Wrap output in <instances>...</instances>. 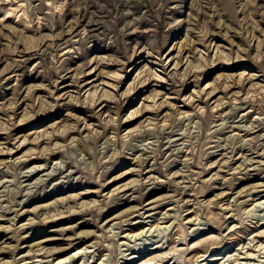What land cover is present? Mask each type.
<instances>
[{
    "label": "rangeland",
    "instance_id": "1",
    "mask_svg": "<svg viewBox=\"0 0 264 264\" xmlns=\"http://www.w3.org/2000/svg\"><path fill=\"white\" fill-rule=\"evenodd\" d=\"M258 191L264 0H0V264H264Z\"/></svg>",
    "mask_w": 264,
    "mask_h": 264
},
{
    "label": "bare ground",
    "instance_id": "2",
    "mask_svg": "<svg viewBox=\"0 0 264 264\" xmlns=\"http://www.w3.org/2000/svg\"><path fill=\"white\" fill-rule=\"evenodd\" d=\"M37 169V168H36ZM40 170V169H39ZM262 192H264V191H258V192H253L252 194H257V195H250V196H252L254 199H256V198H259L260 196H261V193ZM254 199L253 200H251V201H254ZM134 200V199H133ZM263 203H264V201H263ZM258 207V206H257ZM142 210H144V209H142ZM138 211V210H137ZM164 219H168V218H170V217H167L166 215L163 217ZM124 224V223H123ZM131 226V225H130ZM114 228H116V227H114ZM149 231H150V229H149ZM127 237H130V235H128ZM131 238H133V236L131 237ZM64 261V260H63Z\"/></svg>",
    "mask_w": 264,
    "mask_h": 264
}]
</instances>
